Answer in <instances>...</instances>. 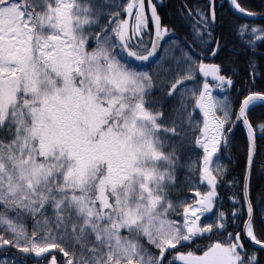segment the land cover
<instances>
[{
	"label": "snow or ice",
	"instance_id": "obj_1",
	"mask_svg": "<svg viewBox=\"0 0 264 264\" xmlns=\"http://www.w3.org/2000/svg\"><path fill=\"white\" fill-rule=\"evenodd\" d=\"M257 108L264 0H0V264H264Z\"/></svg>",
	"mask_w": 264,
	"mask_h": 264
},
{
	"label": "trees",
	"instance_id": "obj_2",
	"mask_svg": "<svg viewBox=\"0 0 264 264\" xmlns=\"http://www.w3.org/2000/svg\"><path fill=\"white\" fill-rule=\"evenodd\" d=\"M176 2H178V0H165V3H166V4H167V3H176ZM261 113H264V109L257 108V109H256V116H257V119H259ZM255 179H256L257 181H259V177H258V176H257Z\"/></svg>",
	"mask_w": 264,
	"mask_h": 264
}]
</instances>
